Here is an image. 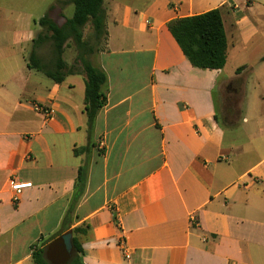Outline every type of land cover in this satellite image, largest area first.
I'll list each match as a JSON object with an SVG mask.
<instances>
[{"label": "crops", "instance_id": "0c3cea01", "mask_svg": "<svg viewBox=\"0 0 264 264\" xmlns=\"http://www.w3.org/2000/svg\"><path fill=\"white\" fill-rule=\"evenodd\" d=\"M57 1L69 15L72 3ZM215 9L226 66L194 68L168 24ZM104 10L107 40L91 62L107 103L91 127L81 68L56 84L24 58L21 75L31 24L0 30V264H35L33 248L55 264L75 228L86 230L84 264H264V0H104ZM247 88L260 108L245 114ZM230 95L235 127L216 110ZM14 183L32 184L16 202Z\"/></svg>", "mask_w": 264, "mask_h": 264}, {"label": "trees", "instance_id": "16d2710c", "mask_svg": "<svg viewBox=\"0 0 264 264\" xmlns=\"http://www.w3.org/2000/svg\"><path fill=\"white\" fill-rule=\"evenodd\" d=\"M71 3L74 7L73 15L66 19L63 26H59L49 17H44L36 22L43 28V33L35 38L34 51L27 60L29 70L44 75L56 84H62L68 76L78 74V69L69 66L64 60L66 43L69 40L75 44L78 50H84L90 55L104 49L105 45L102 49L95 50L84 42L83 29L89 22L92 23L96 39H104L105 43L107 40L104 0H72ZM168 29L192 67L211 71L225 68L228 58V40L220 9L175 19L168 24ZM44 32L51 34L50 39L54 43L56 61L55 68L52 70L48 68L37 52L38 48L49 39L44 35ZM81 63L82 73L86 76L85 113L91 127L107 103L106 96L102 92L107 82V76L91 61L82 58ZM241 71L242 68L238 69L237 73L239 74ZM75 153L78 154V150ZM85 173V168L79 170L73 196L75 204L85 187ZM84 233L86 230L83 228H75L72 233H69L72 236L73 254L68 264H84L81 260L84 251L79 241V235ZM33 260L35 264H49L44 258V252L36 248H33Z\"/></svg>", "mask_w": 264, "mask_h": 264}, {"label": "rangeland", "instance_id": "374dc122", "mask_svg": "<svg viewBox=\"0 0 264 264\" xmlns=\"http://www.w3.org/2000/svg\"><path fill=\"white\" fill-rule=\"evenodd\" d=\"M8 5H11L10 7H7L5 10H0V19H7L9 18V21H7V25L5 23L0 22V30H6L13 31L14 29H19L21 27L26 28L28 24H31V31L35 34V37L43 33V28L36 23V25L32 24L29 19L32 17V19L36 20L37 22L44 18L49 17L52 20L56 18L57 21L60 23H64V21L67 19V16H72L73 14V6L70 7L69 15L65 14H59V7H61V4L58 3L57 0H49L44 3L42 0H6ZM72 0H62L63 4H70ZM64 8V7H63ZM12 13V14H11ZM1 21V20H0ZM3 24V25H2ZM64 25V24H63ZM7 32V31H6ZM44 35L49 38L45 43H43L37 50L39 56L41 59L46 63L49 69L55 68V61H56V54H55V48L54 43L50 39L51 34L44 32ZM83 40L88 45V47L94 48L95 50L102 49L105 45L104 39H96L94 29L92 26V23L89 22L85 28L83 29ZM7 43H4V46H6ZM20 56L19 61L21 64L22 72L23 74H28L29 71L26 67L24 58H28L34 51V44L32 42H29L28 44H25L24 46L19 48ZM92 56L90 54H87L84 50H78L75 46V44L69 40L66 43V49L64 54V60L67 62H75L76 65H72L73 68L78 69L81 68V59L84 58L88 61L92 60ZM230 89V90H229ZM234 92V89L232 87H229L227 89V92ZM259 91V90H258ZM256 93L250 88H247V93L245 98L247 100L243 103V110L246 114L247 112H251V109L259 106H252L251 104V94ZM233 95H230L229 98H227V103L221 104L220 98L217 96V105L216 110L220 117V120L222 124L226 127H235L239 124V117H240V110L239 105L236 104L235 99L232 97ZM262 112L264 111V105H261ZM241 127L245 128V125L242 123ZM251 131H254L253 129ZM258 131V130H257ZM69 263V262H68ZM66 263V264H68Z\"/></svg>", "mask_w": 264, "mask_h": 264}, {"label": "water", "instance_id": "95a60500", "mask_svg": "<svg viewBox=\"0 0 264 264\" xmlns=\"http://www.w3.org/2000/svg\"><path fill=\"white\" fill-rule=\"evenodd\" d=\"M71 234H67L64 237L63 250L61 256L56 260L55 264H66L68 263L73 254V246L71 243Z\"/></svg>", "mask_w": 264, "mask_h": 264}, {"label": "built area", "instance_id": "2783aa9c", "mask_svg": "<svg viewBox=\"0 0 264 264\" xmlns=\"http://www.w3.org/2000/svg\"><path fill=\"white\" fill-rule=\"evenodd\" d=\"M44 112L51 118V111L50 110H44ZM32 184H25V183H14L10 186L11 190L14 192V201H17V196L21 194V192L27 188H30ZM196 220L194 219V222Z\"/></svg>", "mask_w": 264, "mask_h": 264}]
</instances>
